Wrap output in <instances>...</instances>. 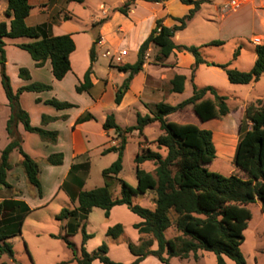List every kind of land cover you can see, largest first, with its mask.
Returning a JSON list of instances; mask_svg holds the SVG:
<instances>
[{
	"label": "trees",
	"instance_id": "obj_1",
	"mask_svg": "<svg viewBox=\"0 0 264 264\" xmlns=\"http://www.w3.org/2000/svg\"><path fill=\"white\" fill-rule=\"evenodd\" d=\"M5 15L11 17L10 22L0 21V65L1 81L11 107V116L7 123V129L11 142L4 149L0 162V183L9 186L6 181V173L10 168L9 154L14 149H19L23 156L22 166L28 180L41 190L38 163L22 149V138L18 131V124L23 123L26 130L37 133L43 140L51 143L57 142L58 133L43 127L31 124L29 113L20 104V95L25 91L51 90V84L33 82L14 91L11 78L7 72V52L5 38L29 37L33 40L18 43L17 46L27 51L41 67L50 59L52 71L56 79L62 80L71 70L70 55L76 49L72 34L54 35L48 23L29 25L27 17L30 15L33 5L31 0H6ZM76 3H84L85 0H69ZM136 0H126L114 7L112 13L121 12L128 15L131 6ZM153 3H164L167 0H145ZM182 3L191 5L189 12L182 17H175L179 24L169 27L163 23V19H157L156 25L149 36L139 47L137 60L134 63H125L116 66L120 72L128 73V76L117 88L115 102L120 104L128 91L132 79L138 74L146 63L147 52L151 45L158 48L157 57L168 58L175 50L191 53L195 57V63L191 70L194 75L201 64L211 65V62L203 57L201 48L204 46H218L225 44L223 40H212L200 46L179 44L175 41V33L185 29L202 5L210 0H181ZM112 15V14H111ZM107 16L99 21V24L107 22ZM96 25V24H95ZM256 60L250 71H242L231 68L227 64H215L227 74L232 83L248 84L257 81L264 73V41L255 47ZM239 54L235 53L234 58ZM91 64L84 74L83 81L76 85V91L82 93L90 91L93 87L92 74L96 54L94 47L90 50ZM20 76L30 79L27 68L20 69ZM186 75L176 74L172 80V92L181 93L185 89ZM210 95V96H209ZM46 103L54 105L57 109H68L76 104L68 101H60L56 98L47 100ZM191 106L193 112L201 122L216 118H222L229 114L230 107L227 97L222 95L213 86L198 87L194 84L193 94L176 105L159 102L155 105L152 115L137 114L136 124L122 128L116 122L115 115H107L104 123L105 129H115L120 144L113 145L104 150V153L117 152V159L102 170L106 178L104 186L90 190H83L84 178L78 175L80 170L88 172L89 163L73 164L69 171V177L76 182L80 190L77 194L78 206L65 207L56 216L58 220H69L65 235L52 234L54 238H62L67 246L73 250L75 259L79 264H94L96 260L102 264H125L113 260L109 256V245L102 243L93 252H88L85 244L92 234L86 230V219L94 208H101L105 216L109 217L113 207L127 205L137 214L141 220L133 224L138 231L140 243L129 244V249L135 259L129 264H141L148 256H155L162 263L169 264L170 259L179 257L189 258L193 253L197 257L200 250L214 252L219 264H225L223 255L232 259L236 264H250L247 262L241 245L245 240L244 230L252 218L248 204L259 201L264 213V100L249 103L245 108V118L251 125L240 135L236 146L234 163L246 177L237 174L223 175L207 168V164L216 158V148L213 142L212 131L200 128L194 123H178L168 119L170 114L184 110ZM66 119L67 116L64 115ZM91 113L81 115L77 123L92 119ZM51 117L44 115L43 122ZM158 122L162 133L152 143H156L160 149L165 147L167 155L163 156L159 151L150 147L137 153L136 163L137 185L134 187L118 175L123 169L124 150L127 144L128 134L138 131L143 134L145 127ZM225 130V129H224ZM225 133V132H224ZM226 134V133H225ZM64 154L55 153L48 157L47 161L53 165L63 163ZM154 163V169L148 171L140 165L144 162ZM112 178H117L120 185V194L115 196L111 187ZM110 180V181H108ZM154 192L153 209L134 202V197ZM8 213L5 214V212ZM31 209L20 200H5L0 203V255H14L13 245L9 238L21 235L24 219ZM175 226L178 234L168 238L166 230ZM82 230L83 241L80 255L77 256V248L70 241L68 235ZM125 233L122 223L109 226L106 234L112 238H119ZM145 236L150 239L145 240ZM157 243V248H153ZM58 264H66L60 262Z\"/></svg>",
	"mask_w": 264,
	"mask_h": 264
},
{
	"label": "crops",
	"instance_id": "obj_2",
	"mask_svg": "<svg viewBox=\"0 0 264 264\" xmlns=\"http://www.w3.org/2000/svg\"><path fill=\"white\" fill-rule=\"evenodd\" d=\"M124 1L126 0H123V2ZM226 1L227 0H216L213 3L216 11V19H210L217 23L222 31L223 37L219 40L225 41L231 38L241 40L248 39L253 45L255 51L257 44L253 43L252 39L259 36L262 41H264V0H245L242 7L236 10L228 9ZM31 4L33 5V8L30 15L27 17V23L33 26L42 23H50L53 10L58 11L61 15L64 11H72L76 5L74 1L69 0H31ZM82 4L93 6L97 10L102 11L103 17L100 19L92 17L91 22L93 25L96 24V26H99V34L104 38H107V40H109V36H107L105 32H107L109 27L113 25L115 19L123 17V26L118 25L119 29L123 28V48L117 50H123L124 53L123 56L117 58L116 62H113L112 64L109 63V68L111 70H117L116 66L125 63H134L137 60L139 47L155 27L157 19H163L165 25L174 27L179 24L174 18L186 15L192 8L191 5L182 3L181 0H167L164 3L136 0L131 6L128 15L122 14L121 12H115L107 22L99 24L100 20L107 17L104 16L105 13L114 7H110L111 5H108L107 7V0H85ZM6 8L7 1L0 0V21L5 20L10 22L12 18L7 17L4 13ZM63 23H65L63 20H59V23H53L51 26L49 25L51 32L54 35L72 34L76 44V49L70 55L71 70L62 80L55 78L50 59L47 60L43 66L38 67L31 55L17 46L18 43L32 41V38H5L7 52L6 67L14 91L33 82H43L53 86L51 90L23 92L19 99L22 108L29 113L30 121L33 126L43 127L47 130L56 131L58 133L57 142L51 143L43 140L37 133L26 130L23 123L18 124V131L22 138L23 151L32 157L39 165L41 190L28 180L21 164L23 156L19 149H14L9 154L8 158L10 168L6 173V181L9 186L0 183V203L5 200H20L26 203L31 211L27 213L23 226L30 216L41 213L55 200L60 197L62 198V193L66 194L67 198L65 199L70 200V208L78 206V199L76 196L80 188L76 182L69 177L71 166L73 164L88 162V172H84L83 170L78 172V175L85 178L90 171L91 158L93 156H107L113 153L116 158L118 157L117 152L104 153V150L110 146L118 145L119 143L115 129L104 128L107 115L113 113L116 119L115 113L119 111L125 113L132 108H137L138 113L141 112L139 108L141 105L147 106L153 103L152 101H149L150 95L154 94V92H159L157 90L154 91L151 87L152 84H156L159 81L160 75L157 72V67L159 65L167 67L164 63H152L148 54L143 69L132 79L131 85L120 104L115 102V93L117 88L128 76V73L126 72H120L117 70L120 72L121 81L120 83H113V81H110L109 77L99 80L96 77L94 69V73L91 76L94 84L93 87L90 91L78 93L76 91V85L83 81L84 74L91 64L90 50L92 44L95 45L96 41L91 34L87 33V31H73L72 29L60 28ZM180 31L175 33V41L178 37V32ZM78 38H85L89 42L86 49L81 54L78 48ZM132 41L134 42L133 53L130 54L128 44ZM172 58L177 59V65L174 67L175 71L178 70V74H184L186 76L187 72L183 73L184 71H181L182 68L190 70L191 66L195 63V57L191 53L185 51L180 52L178 50H175L170 57L160 58L159 60L169 62ZM253 60L255 62L256 52L253 55ZM96 62L97 61L94 62V68ZM21 68H27L29 70L31 76L30 79H24L20 76ZM152 74H156V79L152 77ZM109 75H111V73H109ZM100 84L101 88H99V92H101L96 93L95 90ZM107 89L109 90L110 95L107 94ZM70 96L73 98L71 99ZM110 96L112 99H108ZM52 98H56L60 101H68L76 104V106L68 109H57L54 105L46 103L47 100ZM11 112L10 103L1 81L0 65V162L2 160L4 149L12 140L7 129V123L11 116ZM86 113H91L94 118L77 123V119ZM44 115L51 117V119L47 122H43ZM64 115L67 116L66 119L64 118ZM55 153L64 154L62 164L53 165L48 163V157ZM84 186L85 185H83L82 189L86 190L84 189ZM60 206L61 209L55 216H57L63 208L67 207L66 205L64 207L63 204ZM123 209L129 211L127 205H117L112 208L109 217H106L107 219L103 225L105 232L109 226L120 222V219L115 217V212ZM6 213H8V211H6L5 214ZM89 214L86 219V226L89 220ZM0 219L2 218L0 217ZM140 220L141 218L131 223V225L133 226L134 223L139 222ZM68 223L69 220L62 221V228L65 232L64 234L67 233ZM133 233L135 236L133 242L135 245H138L140 243V235L136 229ZM52 234L58 235L56 233H50L51 237ZM59 235H63V233ZM15 237L8 239L12 245ZM123 247L129 253L130 261L126 263L129 264L135 259V255L131 253L129 244L127 243H110V257H113L115 261H121V258L113 256V251L122 249ZM0 264L22 263L17 260L15 255L2 254L0 255ZM94 264L102 263L96 260Z\"/></svg>",
	"mask_w": 264,
	"mask_h": 264
},
{
	"label": "rangeland",
	"instance_id": "obj_3",
	"mask_svg": "<svg viewBox=\"0 0 264 264\" xmlns=\"http://www.w3.org/2000/svg\"><path fill=\"white\" fill-rule=\"evenodd\" d=\"M107 1V7L108 5H111L110 7H115L123 3V0ZM215 1L216 0H212L203 4L194 19L188 23L186 28L178 32L176 41L179 44L200 46L208 41L219 40L223 37L222 31L218 27L217 23L210 20L216 19V11L213 6ZM228 2L229 0L226 1V4ZM75 4L76 5L72 11H64L61 15L58 11L53 10V13L51 14V22L48 24L51 26L53 23L56 24L59 23V20H63L65 23H63L60 28L72 29L73 31H87L88 34H91L96 41V44H92L91 46L94 47L96 54L97 62L94 68L96 77L99 80L109 77L110 81H113V83H120V72L117 70H111L109 68V63L112 64L113 62H116L117 58H120L119 55L123 51L117 50L123 48V28L119 29L118 27V25L123 26V17L115 19L113 25H111L108 31L105 32L107 36H109V40H107V38H104L101 34H99V26L93 25L91 22L92 17L98 19L102 18V11L97 10L95 7L90 5L76 2ZM228 9L233 10L230 7H228ZM111 14H113L112 9H109L104 16H110ZM88 43L89 42L85 38H78V48L80 50V54L84 52ZM253 43L255 42L253 41ZM133 44V41L128 44L130 54L133 53ZM238 50L239 54L236 58H234V55ZM107 51L110 54L105 55ZM157 52L158 48L151 45L147 52V55L149 54L150 61L158 64L164 63L167 67H163V65H159L157 67V72L160 75L159 81L156 84H152L151 87L154 91L157 90L159 92L151 94L149 101H152L153 103L147 106L141 105L139 107L141 112L138 113L142 115H152L155 105L159 102H166L172 105L180 103L193 94L194 84L198 87H215L222 95L227 97L228 105L230 107L229 114L222 118L201 122L193 112L192 107L188 106L184 110L170 114L168 119L178 123H194L200 128L211 130L213 142L216 148V158L207 164V168L210 171L223 175H230L234 173L241 177H246L234 163V152L240 135L251 125V123L245 118L246 106L251 102L258 101L259 99L264 100V73L259 80L248 84L232 83L229 81L224 69L212 65V63H230L229 66L231 68H237L242 71H250L255 63L253 60V55L255 53L253 45L248 41V39L241 40L231 38L225 40V44L223 45H209L202 47L201 53L204 58L211 62V65L201 64L197 67L194 75L192 74L191 69L182 68L181 71H184L183 73L187 72V79L185 89L181 93L172 92L171 84L172 78L178 74V70L175 71L174 69L177 65V59L172 58L169 62L160 61L157 57ZM109 73H111V75H109ZM152 77L156 79V74H152ZM99 88H101V84L96 88V93L101 92H99ZM108 89L106 90L107 94L110 93ZM70 97L71 99L73 98L72 96ZM110 97H108V99H112V97ZM137 111V108H132L125 113H123V111L115 113L117 124L122 128L136 124L138 114ZM161 133L162 130L160 129L159 123L154 122L145 127L143 134H139L138 131L128 134L127 144L124 150L123 169L118 175V179H123L134 187L137 185L136 163L134 158L137 153L141 152L142 149H145L146 147L159 151L163 156L167 155V149L165 147L159 149L156 143L151 142ZM118 139V144H120L121 140L120 138ZM116 159L117 158L113 153L107 156H93L91 158V166L88 176L84 178V189L90 190L96 187L104 186L107 180L103 176L102 170L110 166ZM140 167L142 169L152 171L154 169V163L147 161L142 163ZM117 178H112V182L108 180L111 183L115 196L119 195L121 191V185ZM62 196L64 200L60 197L41 213L30 216L23 226L21 235L14 238V255L20 263L58 264L60 262H66V264H79L75 259L73 250L67 246L66 242L62 238H54L50 236V233H56L58 235L63 233V235H65L62 228V221L58 220L55 216L61 209L60 205L63 204L64 207L66 205L68 208L71 207L70 200L65 199L67 198L66 194L62 193ZM153 198L154 192H150L146 195L135 196L134 202L153 209L155 207ZM247 207L252 213V218L248 223V227L244 230L245 240L241 245V251L248 263L264 264V213L259 201L250 203ZM115 217L120 219V222L123 223L125 227V233L117 239L108 236L104 231L103 225L107 218L103 209L95 208L89 214L86 230L89 234H92V236L85 244L88 252H93L104 242L108 245L112 242L114 244L123 242L135 245L133 242L135 238L133 233L135 228H133L131 223L139 220L140 217L130 211V209L129 211L124 209L116 211ZM177 234L178 231L174 225L170 226L166 230V236L168 238L175 237ZM68 238L75 244L77 248V256H79L83 241L82 230H79L75 234L68 235ZM144 238L145 240L150 239L149 236H145ZM152 247L157 248V243H154ZM113 256H117L122 259L118 262L126 264L130 261L129 253L124 247L119 250H114ZM223 258L225 260V264H236L232 259L225 255H223ZM141 264L166 263H162L157 257L151 255L148 256L144 262H141ZM169 264L219 263L218 257L214 252L200 250L197 253V257H195L193 253L186 259L173 257L170 259Z\"/></svg>",
	"mask_w": 264,
	"mask_h": 264
},
{
	"label": "built area",
	"instance_id": "obj_4",
	"mask_svg": "<svg viewBox=\"0 0 264 264\" xmlns=\"http://www.w3.org/2000/svg\"><path fill=\"white\" fill-rule=\"evenodd\" d=\"M245 2V0H229V2L226 4L227 7H230L233 10L239 9L242 7L243 3ZM253 41L255 43H262V39L260 37H254ZM124 52L122 51L121 54L119 55V57L122 56ZM110 54L108 51L105 53V55Z\"/></svg>",
	"mask_w": 264,
	"mask_h": 264
}]
</instances>
